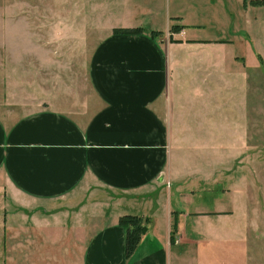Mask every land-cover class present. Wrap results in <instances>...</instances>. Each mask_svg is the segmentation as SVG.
<instances>
[{
	"label": "crops",
	"instance_id": "1",
	"mask_svg": "<svg viewBox=\"0 0 264 264\" xmlns=\"http://www.w3.org/2000/svg\"><path fill=\"white\" fill-rule=\"evenodd\" d=\"M83 1L76 9L85 31L91 19L103 34L89 61L87 111L0 117V192L17 205L10 212L0 201V264H210L213 239L231 234L218 228L231 213L225 194L212 197L219 210L203 205L193 216L173 209L171 198L214 192L208 162L225 144L216 130L230 137L232 114L246 112L249 65L259 64V51L233 28V8L236 17L246 13L243 0ZM67 13L68 22L52 21V37L28 25L36 49L54 48L66 26L71 32L76 11ZM28 16L15 15L13 24H29ZM5 19L0 10L2 34ZM210 22L227 38L194 37ZM136 28L142 33H113ZM125 215L150 220L129 259L119 225Z\"/></svg>",
	"mask_w": 264,
	"mask_h": 264
},
{
	"label": "rangeland",
	"instance_id": "2",
	"mask_svg": "<svg viewBox=\"0 0 264 264\" xmlns=\"http://www.w3.org/2000/svg\"><path fill=\"white\" fill-rule=\"evenodd\" d=\"M242 4L246 13L242 12L238 17L233 8V28L247 43L255 44L259 51V64L249 65L246 112L242 119H237L241 116V107L239 112L232 114L230 137L228 130H216L217 138L221 136V142L225 140V144L216 146V159L208 162L210 172L215 171L214 192L197 194L193 201L178 200L175 193L171 198L173 209L193 216L205 205L208 207L205 206L203 211L219 210L220 201L213 204L212 197L220 198L225 194L226 209L231 213L225 214L229 218L218 224V228L231 234L225 236L226 241H221L223 238L218 235L213 239V248L207 249L214 252L210 264H264V0H243ZM76 8L85 9L84 1L0 0V10L6 14L3 34L0 33V117L3 120L12 122L47 107L71 115L87 111L92 90L89 61L95 43L103 34L94 31L95 22L91 19L85 31L84 18L77 15ZM68 10L76 11L72 16L71 32L68 26L62 25L65 29L56 33L54 48L36 49L34 43L38 38L33 39L28 25L45 28L44 33L40 31L38 35L52 37V28L49 27L56 25L52 21L68 22ZM164 11L161 14L164 15ZM22 13L31 15L26 18L29 24L26 21L13 24L15 15ZM144 23L146 29H150V21ZM212 23L191 37L227 38L212 28ZM70 36L69 46L59 45V41L69 40ZM237 99L240 102V98H233V105L238 103ZM198 163L202 167L203 163ZM223 190H229L230 194ZM0 201L13 207L10 212L17 208L12 198L3 192H0ZM191 221L192 217L190 227ZM180 249L186 251L184 247Z\"/></svg>",
	"mask_w": 264,
	"mask_h": 264
},
{
	"label": "trees",
	"instance_id": "3",
	"mask_svg": "<svg viewBox=\"0 0 264 264\" xmlns=\"http://www.w3.org/2000/svg\"><path fill=\"white\" fill-rule=\"evenodd\" d=\"M181 27H174L173 32H177ZM117 35H137L142 33V29H114ZM149 219L136 215H125L120 218L119 225L126 230V258H131L138 249L143 236L148 231Z\"/></svg>",
	"mask_w": 264,
	"mask_h": 264
}]
</instances>
